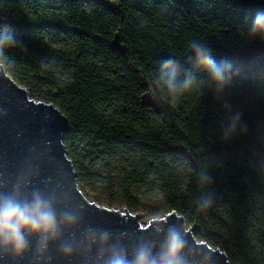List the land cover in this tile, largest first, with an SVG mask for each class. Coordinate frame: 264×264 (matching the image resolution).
Returning <instances> with one entry per match:
<instances>
[{
	"label": "trees",
	"instance_id": "16d2710c",
	"mask_svg": "<svg viewBox=\"0 0 264 264\" xmlns=\"http://www.w3.org/2000/svg\"><path fill=\"white\" fill-rule=\"evenodd\" d=\"M258 11L264 0H0V27L10 25L17 41L5 47L3 67L12 78L29 74V90L66 117L62 142L74 171L98 178L75 165L85 148L104 170L123 167L126 209L175 211L229 264H264V40L248 36ZM193 42L232 65L218 95L203 72L175 97L160 77L173 67L178 81L188 76ZM132 186L159 188L161 202L151 208Z\"/></svg>",
	"mask_w": 264,
	"mask_h": 264
},
{
	"label": "clouds",
	"instance_id": "9594fccd",
	"mask_svg": "<svg viewBox=\"0 0 264 264\" xmlns=\"http://www.w3.org/2000/svg\"><path fill=\"white\" fill-rule=\"evenodd\" d=\"M249 38L264 40V11H258L248 25ZM17 43L11 26L0 27V68L4 66L5 47ZM194 68L182 82L178 81V67L160 72L169 94L173 97L179 89H187L196 80V73L203 72L209 88L221 93L229 82L232 65L226 59L217 60L210 46L193 42ZM173 58L163 62V67L174 65ZM240 114L231 121L223 133L227 142L236 134ZM248 125L242 126L241 135ZM72 192L78 199L79 193ZM210 203V200L208 201ZM87 205L67 203L47 186H39L27 179H19L10 188H0V258L4 254L13 259L31 253L34 264H52L61 259L72 264H190L187 225L178 229L170 222L173 213L164 211L152 214L146 221L147 228L139 234L125 229H112L94 224L87 219ZM176 219L178 214H175ZM156 238H148V232Z\"/></svg>",
	"mask_w": 264,
	"mask_h": 264
},
{
	"label": "water",
	"instance_id": "95a60500",
	"mask_svg": "<svg viewBox=\"0 0 264 264\" xmlns=\"http://www.w3.org/2000/svg\"><path fill=\"white\" fill-rule=\"evenodd\" d=\"M67 130V119L56 106L30 98L28 92L6 74L4 67L0 68V188L7 190L24 178L41 187H49L72 205L82 200L87 205V219L94 224L125 229L134 235L146 229V222L142 225L138 214L126 208L119 211L98 206L82 194L62 142ZM73 187L79 193L78 199L72 192ZM169 212L174 214L170 222L182 230L186 225L183 217L178 215L176 219L177 213ZM188 229L190 264H229L224 252L197 240L192 228ZM148 238H156L155 233L149 230ZM0 264H34V261L31 253L19 259L4 254ZM52 264L68 262L57 258Z\"/></svg>",
	"mask_w": 264,
	"mask_h": 264
},
{
	"label": "rangeland",
	"instance_id": "374dc122",
	"mask_svg": "<svg viewBox=\"0 0 264 264\" xmlns=\"http://www.w3.org/2000/svg\"><path fill=\"white\" fill-rule=\"evenodd\" d=\"M90 10L89 8H87ZM53 45L56 48H59L61 50L68 51L70 49L69 42L65 40H53ZM5 69V68H4ZM6 74H8L10 77L12 75L8 70H5ZM19 75L17 77L12 78L20 87L24 88L27 92L30 98L36 100V101H45L43 97H40L36 93V89L33 91L29 90V86L27 85L29 74L25 73L24 71H19ZM24 73L26 75H24ZM26 78V80L22 79V77ZM41 91L46 90V88L41 87ZM148 101L151 103L155 102L153 97H149ZM107 115L111 114V111H105ZM75 165L77 167L82 166L87 175H94L98 174V178L93 181H88L86 176L81 174L79 170L75 169L76 173V182L78 185L79 190L82 192V194L88 199L89 201L94 202L98 206L115 209L122 211L123 208H126L125 205L121 202V192L118 186L119 176L121 174V169L123 167L119 165H113L112 169L108 172L103 169L104 163L97 158L96 155L91 154L87 149L81 148L79 151V154L75 160ZM107 179L112 180L111 184V192H107ZM115 192V194L112 195V193ZM130 194L132 197H144L151 199L152 202H149L148 206L151 208L155 207V203L159 202L161 200V191L159 188H147L142 186H132ZM114 196L113 199L111 197ZM161 202V201H160ZM131 213H136L140 216V223L144 225L148 218L151 216L149 214V208L140 205L137 207V209L129 210ZM215 211V209H214ZM199 240V239H197Z\"/></svg>",
	"mask_w": 264,
	"mask_h": 264
}]
</instances>
